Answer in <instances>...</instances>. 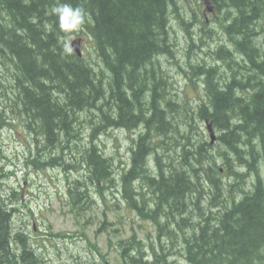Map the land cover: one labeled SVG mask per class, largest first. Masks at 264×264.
Segmentation results:
<instances>
[{
    "label": "trees",
    "instance_id": "16d2710c",
    "mask_svg": "<svg viewBox=\"0 0 264 264\" xmlns=\"http://www.w3.org/2000/svg\"><path fill=\"white\" fill-rule=\"evenodd\" d=\"M176 1L0 0V63L13 75V106L37 125L43 139L38 151L56 154L51 162H33L81 174L69 188L75 206L89 209L93 188L105 201L104 193L119 187L126 207L155 225L149 244L135 235L119 240L121 264H175L176 249L187 264H264V0H212L226 40L213 52L230 72L190 65L192 76L203 77L198 117L220 133L223 167L209 139L192 137L188 104L168 97L160 59L175 52L170 22L181 9ZM61 3L84 9L87 31L72 33L92 40L104 70L71 49L68 30L52 11ZM200 22L206 31V19ZM176 113L187 132L181 120L175 122ZM84 123L92 129L89 145L71 149L70 139L81 140ZM140 127L145 132L134 140L130 168L115 183L112 158L96 139L109 129ZM67 149L73 162L63 157ZM205 185L214 192L203 208ZM2 198L0 193V264H45L14 225L17 210Z\"/></svg>",
    "mask_w": 264,
    "mask_h": 264
},
{
    "label": "rangeland",
    "instance_id": "374dc122",
    "mask_svg": "<svg viewBox=\"0 0 264 264\" xmlns=\"http://www.w3.org/2000/svg\"><path fill=\"white\" fill-rule=\"evenodd\" d=\"M176 2L181 9L179 8V13L171 15L170 22V35L175 45V52L173 56H162L160 64L169 77L168 97L180 103L178 106L188 104V121L195 127L192 137L199 138L203 134L208 140L210 134L206 123H202L198 117L199 105L204 98L203 77L192 76L190 65H216L222 74H229L227 73L230 72L229 69H224L222 66L224 62L219 63L221 60L213 52L225 44L226 40L220 38L223 29L213 17H210L205 26L206 31H201L203 24L200 21L204 7H199L195 0ZM80 29L87 31V27L82 24L78 27V31ZM66 32L69 34V43L78 38L77 34L72 33L74 30ZM189 35L192 37L190 43ZM81 49L92 66L104 68L95 55L92 40L83 36ZM106 75L109 76L108 73ZM12 78L8 66L0 63V185L2 186L0 193L4 203L17 210L14 212V225L18 229H23L30 237L35 250L45 260V264H121L119 240L135 235L137 239L149 244L158 233L155 225L126 207V203L121 200L119 187L108 189L104 193L105 201L93 188L92 204L89 205V209L83 211L78 205L75 206L68 190L71 188L70 183L80 179L81 174L75 171L66 172V168L33 162L36 159L40 163L51 162L56 154L38 151L37 147H41L43 141L42 134L36 135L34 130H37V125L31 123L27 116L20 114L13 106L17 99L15 91L11 89ZM186 100L188 101L185 102ZM80 115L81 121L84 122L86 115ZM180 120L182 133L187 132L183 115L176 113L175 122ZM141 132H145L142 127L134 132L109 129L98 135L96 144L106 152L107 157L112 158L115 183L119 184L122 173L130 168L131 149L134 140L138 139ZM91 134V127L88 123H84L81 127V140L70 139L71 149L76 147L84 149L89 145ZM215 134L217 137L220 133L216 131ZM183 143L184 141H181V144ZM223 147L217 140L212 146V152L221 167L223 162L220 151L224 150ZM63 157L67 162H73L74 156L69 149ZM149 161H152V157ZM261 168L264 176V166ZM135 185L138 187V183ZM204 187L206 193L203 196L202 206L206 208L210 206L214 191L210 187L207 188V185ZM243 187L249 190L250 181ZM144 192L147 193L146 189ZM236 193L241 196L239 191ZM192 209L194 210L193 207ZM212 210L215 212L217 208ZM106 220L108 223L103 226ZM170 243V241L165 242L167 248L170 247ZM92 245H97L100 254L107 258L105 259L108 263L103 261L102 256ZM175 251L177 255L171 257V260L175 264H187L183 255L178 253V249Z\"/></svg>",
    "mask_w": 264,
    "mask_h": 264
},
{
    "label": "clouds",
    "instance_id": "9594fccd",
    "mask_svg": "<svg viewBox=\"0 0 264 264\" xmlns=\"http://www.w3.org/2000/svg\"><path fill=\"white\" fill-rule=\"evenodd\" d=\"M53 13L60 20V27L66 30H76L83 23L85 12L82 7H72L70 4L61 3L53 7Z\"/></svg>",
    "mask_w": 264,
    "mask_h": 264
},
{
    "label": "water",
    "instance_id": "95a60500",
    "mask_svg": "<svg viewBox=\"0 0 264 264\" xmlns=\"http://www.w3.org/2000/svg\"><path fill=\"white\" fill-rule=\"evenodd\" d=\"M205 2H206V4H207V6H208V10L209 11H212L213 9H212V6H211V3H210V0H204ZM80 42H81V40L80 39H76V40H74L73 42H72V48L79 54V55H81V52H80ZM211 130V129H210ZM211 132H212V130H211ZM212 137H213V135H212Z\"/></svg>",
    "mask_w": 264,
    "mask_h": 264
}]
</instances>
